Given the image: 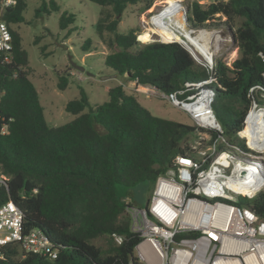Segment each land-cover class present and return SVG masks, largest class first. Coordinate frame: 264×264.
<instances>
[{
    "label": "trees",
    "instance_id": "trees-1",
    "mask_svg": "<svg viewBox=\"0 0 264 264\" xmlns=\"http://www.w3.org/2000/svg\"><path fill=\"white\" fill-rule=\"evenodd\" d=\"M42 1L39 14L59 11L54 0ZM88 1L111 11L97 24L100 39L104 32L111 34L112 52L104 60L107 69L126 83L152 86L161 94L176 93L181 101L195 94L188 84L212 80L206 88L214 91L212 108L223 132L154 116L124 84L110 88L109 100L95 106L79 84V97L65 108L74 119L63 126H49L29 78L28 53L14 29L26 23L23 13L28 0H16V6L2 16L13 37V50L10 62L0 55V173L8 177L6 187H0V207L14 202L23 213L24 232L42 231L59 255L50 261L25 254L19 243H11L0 246V264H143L136 254L142 238L133 231L128 211L132 204L116 187L145 183L154 187L178 156L193 154L190 144L199 132L209 133V144L224 138L245 149L239 133L253 103L261 105L264 0L218 1L207 8L192 4V28L219 27L234 36L238 58L230 67L216 60L213 70L199 65L181 43H141L140 28L120 31L128 7L144 0ZM149 1L147 9L162 0ZM218 15L226 20L216 23ZM75 22L74 14L64 12L59 28L68 30ZM68 84L67 78H60L59 90L65 91ZM243 136L247 137L244 132ZM239 206L264 220V191L252 198L241 196Z\"/></svg>",
    "mask_w": 264,
    "mask_h": 264
},
{
    "label": "built area",
    "instance_id": "built-area-1",
    "mask_svg": "<svg viewBox=\"0 0 264 264\" xmlns=\"http://www.w3.org/2000/svg\"><path fill=\"white\" fill-rule=\"evenodd\" d=\"M15 6L16 0H3L0 13V55L6 56V62H10L13 37L2 16ZM178 15L196 34V30H191L195 28L189 25L191 7L184 0H175L172 4L165 3L161 11L145 22L151 39L157 36L156 40L150 39L149 42H177H167L157 32L166 24L172 25ZM199 39L203 43L204 38ZM181 44L196 62L200 61V55L197 60L191 48ZM202 58L206 62L203 66L213 70V54L210 53V58ZM211 83L212 80L188 84L195 94L184 101L179 100L176 93L161 94L152 86H146V93H157L174 107L186 111L198 129L222 133V126L212 108L214 91L206 88ZM255 90L251 89L250 93ZM202 98L208 103L207 109H187ZM257 105L254 102L252 108ZM244 129L239 137L245 140V149L233 146L224 138L215 139L206 147H192V155L178 156L172 167L157 178L145 209L135 205L128 209L132 229L142 238L136 251L143 264H153L154 261L157 264H264V220H260L252 209L239 206L241 196L252 198L263 192L264 187L252 195H243L228 186V180L242 178L244 170L250 171L249 176L254 174L261 178L259 171L264 152L249 147L248 138L243 136ZM220 147L225 149L220 151ZM7 181L8 177L0 173V187H6ZM23 219L22 211L14 202L9 201L0 207V246L19 243L25 254L56 260L58 250L48 237L40 230L25 233ZM116 241L121 243L122 239L116 237ZM143 245L151 250L153 257L146 254L147 248Z\"/></svg>",
    "mask_w": 264,
    "mask_h": 264
},
{
    "label": "rangeland",
    "instance_id": "rangeland-1",
    "mask_svg": "<svg viewBox=\"0 0 264 264\" xmlns=\"http://www.w3.org/2000/svg\"><path fill=\"white\" fill-rule=\"evenodd\" d=\"M54 1L59 6L58 12H50V14L42 12L39 14L38 11L42 7L43 1L28 0L27 8L23 13L26 23L15 25L14 29L20 33L22 46L28 53L29 65L27 70L29 72V78L39 93L40 102L44 107L46 121L51 127H59L74 119L70 113L66 112L65 108L70 101L79 97V84L84 88L89 97L90 104L95 106L109 100L107 91L110 88L120 83L128 84L130 88L133 87V82L126 83L125 79L119 78L112 70L107 69L104 65L105 57L112 52L109 46L111 34L104 32V37L100 39L97 34V24L99 19L106 18L107 14L111 13V11L109 9L103 10L102 7L88 0ZM174 1H155L149 9L146 8L150 2L149 0H144L139 4L129 6L121 19L119 25L120 31L123 32L130 28L138 27L141 29V36L139 37L141 43H149V41H146V38L149 37L151 39V35L146 29L147 24L145 22L153 14L161 11L165 3L172 4ZM184 1L190 7L194 2H198L204 8H207L214 2L227 0ZM64 12L74 14L76 16V22L68 30L62 31L59 28V19ZM110 20L108 19V22ZM225 20V18L218 15L214 21L220 23ZM239 25L240 21L238 20L236 27H239ZM191 30L197 31L193 35L196 39L199 40L200 37L204 38L201 44L206 45L208 51L213 54L214 64L216 60H220L223 64L230 67L238 58V49L234 42H232L231 35L224 29L221 30L218 27L195 28ZM163 36L165 38L168 37L164 34ZM156 39L157 36H153L151 40ZM167 40L177 41L173 37ZM36 43L38 44L36 45ZM84 46H87L88 49L84 50ZM186 46L188 45L186 44ZM42 47H44L43 52H41ZM188 47L191 46L189 45ZM196 52H193V55L197 60L200 55V61H197V63L199 65H205L206 62L202 58L203 55L198 51ZM72 64L83 68L85 71H78ZM113 75L117 76L116 79L111 78ZM62 77L69 80L67 89L63 92L58 88L60 78ZM144 87L146 88V86ZM138 89L140 90V88ZM132 91L131 88L128 89V92ZM143 91L147 101L145 103L142 102V105L148 108L154 116L196 126L191 116L183 109L174 107L157 93L147 94L145 90ZM259 93L261 105H257L255 109L253 106L251 110L254 111L251 115L254 112L264 110V91H260ZM198 137L195 142L190 144L191 147L209 146L211 141L209 133L199 132ZM116 188L125 201L132 204V206L135 205L143 209L146 208L153 191V187L148 183L141 184L135 188H126L123 186H117ZM136 254H138L137 251ZM153 264H157V261H154Z\"/></svg>",
    "mask_w": 264,
    "mask_h": 264
},
{
    "label": "bare ground",
    "instance_id": "bare-ground-1",
    "mask_svg": "<svg viewBox=\"0 0 264 264\" xmlns=\"http://www.w3.org/2000/svg\"><path fill=\"white\" fill-rule=\"evenodd\" d=\"M171 23L172 25L166 24L159 30V32H157L160 33L165 41L172 42L173 40L168 41L167 39L173 37L177 41H181L183 43L185 42V44H187L188 46L190 45L191 47H187L189 49L191 48V51H198L204 57L210 58V54L207 51V48L203 44H201L200 39L198 40L193 36V32H191L187 28L186 24H184L182 16L178 15L177 17H174V20ZM163 34L168 36L166 37L167 39L163 36ZM146 41H150V38H146ZM207 106V101L205 100V98H202L195 105L188 106L187 109L201 110L207 109ZM249 117L250 118H248L246 122L247 127L246 129H244L245 134L248 138V145L252 149H258L264 152V110L257 111L256 113L254 112ZM228 184L229 189L235 191L236 193L245 195H252L256 190L264 187V181L262 177L260 178L259 176H256L254 174H251L246 178H230L228 180ZM142 247H144L145 249L147 248L146 254L149 257H153V253L150 249H148L146 245H143Z\"/></svg>",
    "mask_w": 264,
    "mask_h": 264
},
{
    "label": "water",
    "instance_id": "water-1",
    "mask_svg": "<svg viewBox=\"0 0 264 264\" xmlns=\"http://www.w3.org/2000/svg\"><path fill=\"white\" fill-rule=\"evenodd\" d=\"M2 3H3V0H0V13H1V10H2ZM188 19H189V17H187V20H188ZM231 39H232V42H234V36H231ZM183 41H184V40H183ZM181 43H183V42H181ZM183 44H185V42H184ZM72 66H73L75 69H77L78 71H80V72H84V71H85L83 68H81V67H79V66H77V65H75V64H72ZM116 77H117L116 75H113L111 78L116 79ZM247 166H250V165H247ZM259 173L261 174V177H262L263 180H264V162H261V169H260ZM249 174H250V171H249V170H244V171L241 173V176H242V178H246V177L249 176Z\"/></svg>",
    "mask_w": 264,
    "mask_h": 264
},
{
    "label": "crops",
    "instance_id": "crops-1",
    "mask_svg": "<svg viewBox=\"0 0 264 264\" xmlns=\"http://www.w3.org/2000/svg\"><path fill=\"white\" fill-rule=\"evenodd\" d=\"M123 83H120L119 85H122ZM133 85V87H130L133 91L132 92H129V93H133L136 97H137V99H138V101L142 104V102L143 103H145V101H147L146 100V96H145V93H144V91L143 90H145L146 91V88L144 87V86H136V84L133 82L132 83ZM124 86V88L128 91V89H130L129 87H128V84H124L123 85ZM138 88H140V90H142V91H140ZM145 107V106H144ZM146 108V107H145ZM148 109V108H147Z\"/></svg>",
    "mask_w": 264,
    "mask_h": 264
}]
</instances>
